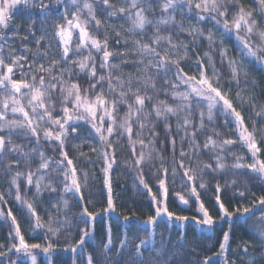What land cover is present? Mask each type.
Instances as JSON below:
<instances>
[{"label": "snow or ice", "instance_id": "6c2138e0", "mask_svg": "<svg viewBox=\"0 0 264 264\" xmlns=\"http://www.w3.org/2000/svg\"><path fill=\"white\" fill-rule=\"evenodd\" d=\"M156 4L160 6L162 15L151 20L147 13L152 11V0H120L119 5L116 0H0V165L12 174L7 191H0V205L4 206L0 207V218L10 219L15 232L12 238H18V243H13L9 249L18 254L12 264H25L21 256L29 257L32 264H36L33 250L41 249L47 254L54 247L52 242L46 246L27 243L14 209L9 206L11 198H14L15 203L35 218V228L44 227L37 206L26 195L33 188L36 197L46 190L52 193L60 190L77 197V203L81 205L78 223L73 224L67 219L61 221L51 214L46 221L47 232L53 236L71 233L74 229L80 233L77 242L66 246L65 251L76 253L86 244V238H90L88 225L96 220L98 213L89 210L87 203L91 200L85 197L82 190V184L84 187L88 185L89 174L78 172L65 147L69 136L74 140L81 138L85 125L87 135L83 139L93 145L98 143L102 149L101 169L109 193L104 211L115 210L110 173L117 159V141H126L129 146L139 184L151 194L155 205L154 215L146 221L152 229L143 228L146 238L141 239L127 257L124 255L129 249L127 234H122L124 239L117 247L109 230L102 243L103 260L94 259L89 254L87 264H183L175 258L179 251L177 245L183 246V235L172 242L171 249L167 247L171 242L170 234L167 240L160 241L159 248L154 247L158 220L162 217L169 222L191 219L196 225L212 229L215 220L202 202L200 190H207L210 186V182L204 179L206 175L223 172L228 167L220 154L226 146L239 143L250 153L248 163H244L242 157H236L231 165L233 169L246 167L264 175V158H261L264 157V126H261L264 124V108L257 112L261 124L248 125L238 108L244 102L254 104V101H244L239 92L235 100L229 95V90L220 83L217 62L210 54L217 53L220 66L226 65L229 70V83L234 82L237 87L240 85V74L247 75L245 68L248 64L264 65V0H258L259 17L246 10L241 0H156ZM18 7L30 10V16L51 25L52 32L49 34L47 29L42 28L37 38V20H32L24 39L31 35L36 51L24 45L22 51L11 50L5 56L4 43L11 39L7 32ZM32 9L38 11L32 12ZM98 10L101 16H98ZM177 12L181 15L180 22L176 20ZM185 19L195 20L196 25L211 21L219 39L211 30L205 35L203 29L196 25L189 23L185 27ZM117 21L128 22L124 32L116 30ZM148 26L155 31L147 32ZM162 26H166L163 30L167 31V35L161 34ZM173 28L178 31L172 32ZM18 31L14 35H18ZM180 33L191 39L181 40ZM129 36H140L142 39L130 41ZM111 39L124 45L123 52H114L110 48ZM201 40H206L209 48L202 57L198 51ZM230 48L238 54V58L230 55ZM190 51L194 54L191 57ZM28 53H31L30 57ZM114 55H121L122 63L131 62L135 71L127 76L114 72L120 67L112 61ZM185 60L190 62L185 65ZM217 119H222L226 127L235 130L234 138L213 139V136L220 135L215 131ZM209 126H212L210 132ZM161 133L165 138L163 143L171 145V168L155 149ZM198 133H207L203 149L209 154V161L202 159L201 146L197 143ZM177 136L179 149L176 147ZM14 140L27 141L33 147L25 151V145L14 143ZM41 141L51 147L60 159L46 156ZM185 143L189 152L184 150ZM137 145L140 146L139 151ZM145 149L148 151L145 152ZM90 150L95 152L96 147ZM177 151L179 160L175 159ZM154 153L160 159L158 168L152 165L157 184L155 193L144 178V164L146 160H153ZM9 157L10 162L4 164ZM88 162L91 163L90 160ZM50 169L62 179L52 177ZM215 179L213 176L212 180ZM177 180L181 191L175 192V195L179 203L188 205L192 200L198 204V215L190 218L170 211L168 185L169 182L175 185ZM185 190L186 195L182 194ZM220 191L217 183L215 204L221 219L226 217L231 220L237 214L251 212L250 207L230 210L221 202ZM240 195L244 196V193L240 192ZM60 199L67 210L68 200L63 196ZM258 204L264 206V197L259 198ZM124 219L128 220V217ZM248 219L251 216L245 217V221ZM259 221L260 224L249 230L264 245V215L259 216ZM180 227H183L182 223ZM229 239V232H224L218 255H224L229 250ZM113 247H117L114 259ZM192 250H196L195 246ZM244 253L247 254V247ZM3 254L0 252V255ZM203 264H212L211 258H205ZM225 264L234 262L225 256Z\"/></svg>", "mask_w": 264, "mask_h": 264}, {"label": "trees", "instance_id": "16d2710c", "mask_svg": "<svg viewBox=\"0 0 264 264\" xmlns=\"http://www.w3.org/2000/svg\"><path fill=\"white\" fill-rule=\"evenodd\" d=\"M119 5L120 0H116ZM246 10L253 11V15L259 17L261 12L259 10L258 0H241ZM147 6V5H146ZM63 10V9H61ZM28 9L18 7L14 11L13 20L7 34L11 38L8 42L4 43L5 56L8 55L9 51L16 50L17 53L23 50V46L27 45L36 51L35 42L31 35L27 40L24 39L25 34L31 25L32 20H37L35 16L29 15ZM32 12H37L38 9H32ZM193 12L195 9L193 8ZM98 16L102 14L98 10ZM148 18L151 20L159 19L162 15L160 6L156 4V0H152V11L147 13ZM177 22L181 21V15L179 12L176 13ZM189 23L196 25L195 20L188 21L184 20L185 27H188ZM123 25V26H121ZM198 28H202L207 35L208 31L216 33L217 39H219V33L213 27L211 21L204 22L201 25H196ZM264 26V24H262ZM128 27V22L117 21L115 24L116 30L124 32ZM162 26V35H167V31H164ZM47 29L48 33L51 34L52 26L49 24H43L41 20H37L35 24L36 37L39 38L41 35V29ZM18 31V35L14 33ZM111 30V29H110ZM146 31L152 33L155 29L151 26L146 28ZM172 32H177L178 29H171ZM127 34V33H125ZM114 36V33H113ZM142 39L140 36H129V40ZM148 39V37H143ZM180 39L190 40V37H186L184 33H180ZM110 48L114 52H123L124 45L116 44L114 39L109 41ZM53 45V50H54ZM131 47V43L129 44ZM199 55L202 57L203 53L209 51L206 40L200 41ZM230 55L236 56L233 49H229ZM214 60L217 62V70L220 75V83L226 89L229 90V95L235 100L236 93L239 92L241 98L244 101L252 100L254 104L244 102L241 107L238 108L245 117L246 123L251 125L253 123L261 124L260 117L257 116V112L264 108V65L259 64H248L245 68L247 75L243 72L240 74V85L235 86L234 82L229 83L231 77L227 66L221 67L218 61L217 53H210ZM29 57L31 53H28ZM194 54L190 51L189 56ZM123 57L121 55H114L112 61L119 64V69H115L114 72L122 73L127 76L129 73L134 72V68L131 62L122 63ZM190 61L185 60L184 64L187 65ZM210 71V70H209ZM191 74V73H189ZM122 115V113H121ZM251 117V119H249ZM264 126V124H261ZM212 130V126L208 127V132ZM173 131H175V118H173ZM215 131L220 133L219 136H213V139L222 141L223 139L234 138L235 130L226 127L223 124L222 119L215 121ZM207 133H198L197 143L201 146L199 151L202 154L204 161H209V154L203 149L205 136ZM87 135V125L82 129V136L80 139H72L71 136L68 138L66 144V150L68 155L73 159L78 172H87L88 185L84 187L82 184V190L86 198H90L91 202L87 203L90 211L98 213L97 218L94 222L88 225L90 232V238H86V244L82 246V249H78L76 253H72L70 250L65 251V247L69 244H75L80 235L75 229L71 233H62L59 236H53L47 232V224L49 214L55 218L64 221L65 219L71 221L73 224L79 222V213L81 205L77 203V197H74L71 193L64 194L60 190L56 193L50 191H43L39 197L35 196V189L26 192L27 198L35 203L38 208V214L41 217V223L44 227L35 228V218L30 217L26 209L20 207L19 204L15 203L14 198L12 203L9 205L13 207L14 214L17 216V220L21 227V233L24 235L27 243H38L42 246H46L49 242L54 244L52 250L45 254L41 249L33 250V254L36 256V264H87V256L93 255L94 259L103 260V248L102 243L105 242L108 232L110 230L114 245L118 247L119 241L124 239V233L127 234L129 249L125 251V257H127L131 250H134L135 245L139 243L141 239L146 238V234L143 231L145 226L149 230L152 226L146 225V221L149 216L154 215L155 205L151 201V194L147 192L142 185L139 184L138 173L136 167L133 164V158L131 157L129 146L126 141L116 142V163L113 165V170L110 173L111 183V195L114 204V211L105 212L107 208L108 199V188L104 184V173L101 169V153L102 149L99 144H90L83 139V136ZM148 134L145 132V139L147 140ZM163 133L155 143V149L160 153L165 163L171 168L173 162V154L171 151V145L163 143ZM177 139V149L180 148L179 137ZM259 139V137H258ZM14 143L25 145V151L31 150L33 145L27 141L14 140ZM42 150L48 157H53L56 160L60 159V156L53 153V149L48 147L43 141H41ZM96 147V151L93 152L90 149ZM137 151L140 146L137 145ZM184 150L189 152L190 149L185 143ZM148 149H145L147 152ZM219 151V150H217ZM83 153V155L81 154ZM225 160L228 167L223 172L209 173L204 177L205 181L210 182V186L207 190L201 191V200L205 207L209 210L210 214L214 217L215 223L210 230L207 227L196 225L194 221L189 219L187 222H176L167 221L166 217H162L158 220L155 225V245L154 247H160V241L162 239L167 240L169 234L171 235V242L168 243L167 247L171 249L172 242H176L180 239V235H183V246L177 245L179 251L176 253L175 258L182 261L183 264H203L205 258H211L212 264H225V256L229 261L234 264H264V245L261 244L260 239L257 235H254L249 229L260 224L259 216L264 215V206L258 204L260 197H264V175L254 173L251 170L245 168L233 169L232 163L236 157H242L244 163L250 162V153L247 152L246 148H243L239 143L226 146V150L220 153ZM18 155V154H14ZM179 154L177 151L176 160H179ZM264 158V157H261ZM11 157L4 161V164H8ZM91 161L89 163L88 161ZM38 162V157H37ZM187 165V161H185ZM155 165L156 168L160 165V159L154 153V158L151 161H147L144 164V178L148 181L149 186L152 187V192H156L155 182ZM15 168L16 166L13 165ZM35 167V163L33 165ZM55 167V166H53ZM52 177H57V173L49 170ZM10 173H7L3 165H0V191L6 192L8 189V181L11 178ZM215 176L216 179L212 180ZM62 179L61 177H57ZM235 181V183H233ZM48 182L46 178L45 183ZM219 184L221 191L219 193L221 202L225 204L230 210L235 208L250 207L251 212L247 214H237L233 216L231 220L228 218H220L218 205L215 204L217 193L215 192L216 184ZM169 196L168 204L170 211H173L179 215H185L193 217L198 215L196 208L198 204L193 203L190 200L188 205L179 203L178 197L175 192L181 191L179 180L173 185L169 182ZM24 190L22 189V192ZM240 192L244 193V196L240 195ZM182 194H187L186 190ZM63 196L69 202L67 210L63 208L60 197ZM194 199V198H193ZM87 202V200H86ZM55 205V207H53ZM0 207H4L0 205ZM59 209V212L57 211ZM255 213V215H253ZM127 216L128 220L124 217ZM246 216H251V219L245 221ZM183 227H180V224ZM169 224L171 227H169ZM83 227V225H81ZM229 232V250L224 255H218L220 252L219 245L222 243L223 233ZM163 233V236H161ZM15 236L14 229L11 228L10 219L5 220L0 218V262L2 264H12L13 260H17L18 254L14 250L9 251L13 243H18V238L13 239ZM192 246H195L196 250H192ZM117 247H113L112 258H115V252ZM247 247V254L244 253V248ZM25 261V264H32L29 257H20Z\"/></svg>", "mask_w": 264, "mask_h": 264}]
</instances>
